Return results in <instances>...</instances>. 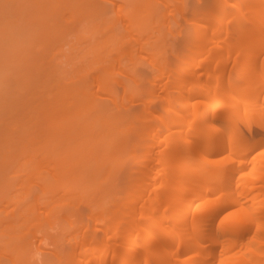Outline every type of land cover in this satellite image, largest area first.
Listing matches in <instances>:
<instances>
[{
  "label": "bare ground",
  "instance_id": "obj_1",
  "mask_svg": "<svg viewBox=\"0 0 264 264\" xmlns=\"http://www.w3.org/2000/svg\"><path fill=\"white\" fill-rule=\"evenodd\" d=\"M199 5L190 11L192 15L189 13L188 20L192 24L188 34L192 39L184 49L182 47V51L176 52L178 55L172 64L174 71L167 58L163 57L160 62L156 57L158 54L149 55L151 65L157 70L152 78L155 86L141 101L144 105L143 120L139 122L148 129L145 137L141 138L144 140V155L140 154V158L135 160V166L139 162L140 167L136 166L135 172L131 173L132 180L124 190L129 194V200L122 204L127 206L128 209L123 206L127 211L114 207L115 210L108 213H93L94 225L83 224L80 229L76 228L80 232L78 235L74 233L76 237L73 236L74 242L69 246L66 258L63 256L65 259L58 245L54 246L55 250L45 249L48 237L35 232L37 242H27L23 235L20 236L27 242L25 245L21 239L25 251L19 254L20 258L19 255L12 256V253L7 256L9 262L0 260V264H26L25 258L32 259L27 264H264V0H213L212 9L203 8L205 4ZM194 25H197L195 32ZM24 40L22 38L20 42ZM15 45L11 50L17 53ZM105 65L108 66L107 63ZM103 73L99 75L103 76ZM89 93L83 92V97H78L84 99ZM90 94L87 97L91 96V99L85 96L84 104L88 102L87 105L77 103L79 107L74 115L77 120H87L81 117V110L85 113L91 107L96 109L93 103L98 97ZM153 97L158 98L160 104ZM101 99L98 98L100 103ZM130 101H133L131 96ZM97 105H100L98 101ZM99 110L96 112L98 115L101 114ZM106 114L109 116V112ZM89 121L81 123L91 124L90 128H93L90 118ZM74 122L69 121L67 133L77 129L75 126L79 122ZM121 127L128 129L124 125ZM86 129L78 134H92ZM77 130L73 131L77 134ZM64 132L62 134L66 136ZM94 132V135L99 133ZM99 135L98 138L101 137ZM97 136L96 139L93 137L95 142H98ZM83 147L87 152L84 149L81 153L80 149L77 151L84 158L90 148ZM93 147L94 150L98 146ZM101 148L99 152L103 153ZM92 149V152L96 150ZM82 156L76 161H83ZM139 168L140 172L137 171Z\"/></svg>",
  "mask_w": 264,
  "mask_h": 264
},
{
  "label": "rangeland",
  "instance_id": "obj_2",
  "mask_svg": "<svg viewBox=\"0 0 264 264\" xmlns=\"http://www.w3.org/2000/svg\"><path fill=\"white\" fill-rule=\"evenodd\" d=\"M199 3V7L207 4L203 8L212 9L210 6H213V0H0V58L5 61H0L1 261L9 262L7 256L10 257L12 253L14 257L24 253L23 246L27 242H37L35 232L48 237L45 249L55 250L58 245L62 250V257L66 258L69 246L74 242L73 238L80 232L76 228L80 229L79 226L83 224H89L90 227L94 225L93 213H108L115 210L114 207L127 211L122 204L129 200V194L124 190L128 189L126 185L132 180L131 173L139 166V162L135 166V160L143 154L144 140L141 138L145 137L148 129L139 122L143 120L144 105L141 101L149 96L155 86L152 78L157 70L151 65L152 58L149 55L158 54L156 57L160 58V62L163 57L167 58V63L172 67L174 58L178 55L176 52L182 51L189 40L191 42L189 25L192 23L188 18L192 15L190 11L198 8ZM196 26L192 27L193 30ZM7 36L8 38H4ZM14 37H18V41ZM22 38L25 40L20 42ZM106 44L109 46L108 51ZM14 45L17 53L13 52L14 49L11 50ZM125 47L128 48L127 51ZM8 57L13 62L9 63ZM118 67L120 70L125 69L124 72L119 71ZM172 70L171 72L174 71ZM105 75L108 76L106 81ZM107 84L109 88L106 87ZM83 92H92L93 96L103 98L100 103L94 97L96 109L91 107L88 112L80 111L81 117L88 120L86 122L74 117L78 105L88 103L84 104L85 96L90 93L84 99L78 97H83ZM130 96L133 101H130ZM90 97L87 99H91ZM153 100L160 104L158 98L153 97ZM97 101L100 105H97ZM97 106L102 107L99 110ZM123 107L128 108L124 110ZM117 108L123 110L119 111ZM98 110L100 115L96 114ZM97 115L101 123L96 119ZM89 118L93 128H90L91 124L82 125L89 123ZM69 121L74 124L79 122L75 126L78 130L71 129L68 132L72 136L76 130L78 134L85 132L82 129L88 127L93 136L86 132L85 139L83 133L82 136L75 133L72 137L66 132ZM127 122L131 125L130 128L126 125ZM96 124L100 125L96 127ZM122 125L128 129L124 131ZM93 130L99 132L101 137L98 138L99 133L98 136L94 135ZM118 130L121 132L118 133ZM60 131H65L66 136ZM135 134H138L137 137ZM107 135L116 137L110 138ZM96 136L98 142L93 140ZM76 140L83 142L78 141L73 145ZM134 140L139 143L136 144ZM84 141L95 144L87 145ZM83 145L89 147V151L93 147L91 145H94L93 148L98 146L94 149L96 153L92 149L94 152L91 151L90 154L88 151L84 158L82 154L78 155L79 149V153L83 149L87 152ZM99 147H102L104 154L99 152ZM80 155L83 161H76L80 160ZM137 171L140 172L141 169ZM121 210L116 212L120 213ZM22 235L27 242L20 237ZM24 261L28 263L32 259L25 258Z\"/></svg>",
  "mask_w": 264,
  "mask_h": 264
}]
</instances>
